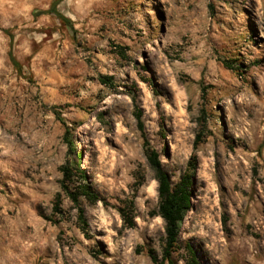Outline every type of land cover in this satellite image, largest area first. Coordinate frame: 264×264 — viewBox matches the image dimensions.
Segmentation results:
<instances>
[{
  "label": "clouds",
  "instance_id": "1",
  "mask_svg": "<svg viewBox=\"0 0 264 264\" xmlns=\"http://www.w3.org/2000/svg\"><path fill=\"white\" fill-rule=\"evenodd\" d=\"M261 53L264 0H0V264H264V68L200 99Z\"/></svg>",
  "mask_w": 264,
  "mask_h": 264
},
{
  "label": "rangeland",
  "instance_id": "2",
  "mask_svg": "<svg viewBox=\"0 0 264 264\" xmlns=\"http://www.w3.org/2000/svg\"><path fill=\"white\" fill-rule=\"evenodd\" d=\"M154 11V10H153ZM254 43V41H253ZM259 51V49H258ZM242 55V54H241ZM241 55H237L235 57H229V59L222 65L219 67V71L223 74L221 76V80L223 81V83L221 84H208L206 87H202L200 89L201 91V96L200 99L207 101V97L209 93H216L217 91H219L221 94L224 93V89L228 87L229 82L235 78L240 80L246 87L247 89L251 92L252 96L256 97L257 100H259V88H260V84L258 81H252L251 77L248 75V72L252 70V68L256 69V70H261L262 68H264V64L261 63V61H264V53H261L259 56L254 57L251 61V68H248L247 71L245 70L247 68V64H241L240 60H241ZM245 61H247V58H244ZM149 83H152L151 81H149ZM154 87V85H153ZM183 92L184 89L183 88H178L177 90V95L178 97L181 98V102L183 103L182 97H183ZM155 94L159 95V90H155ZM247 101V98L242 97L241 98V103H244ZM235 103V102H234ZM220 108V105H217V109ZM185 108H181V113L185 112ZM187 110L190 111V106L187 108ZM223 116V120H222V126L223 123L227 121L228 118V108L225 107L224 108V112L221 114ZM102 118L98 117V119ZM197 139V138H196ZM109 146H113V145H109ZM232 147V146H230ZM74 150L75 147L73 146ZM72 149V145H69V153ZM82 162V161H81ZM245 164V166H247L248 162L244 161L243 162ZM58 170L60 171V167L58 168ZM252 172L255 173V169H252ZM155 224H162L163 220L162 218H157L156 220H154ZM102 253L97 252L96 255L99 256ZM150 255V254H149Z\"/></svg>",
  "mask_w": 264,
  "mask_h": 264
},
{
  "label": "trees",
  "instance_id": "3",
  "mask_svg": "<svg viewBox=\"0 0 264 264\" xmlns=\"http://www.w3.org/2000/svg\"><path fill=\"white\" fill-rule=\"evenodd\" d=\"M140 127L142 130L143 125H141ZM70 134H71L70 132H66L65 137L67 138V136ZM199 139H200V137H197V141H199ZM144 144L145 145L147 144V140H144ZM73 152H75V150L72 146V149H71L69 155H71ZM146 158L152 166L157 168L159 175H160V178H161V181H162V191L167 192L168 186H169V177L165 172L159 171L160 162H159V158H158L157 154L155 152H153L150 156H147ZM78 162H81V157L79 154H77L72 159L71 164L73 167H76L78 165ZM60 171H64L65 173H67L68 169L65 168L63 165H61ZM190 186H191L190 177L188 175H184L182 177L181 183L176 185L175 191L169 194L168 199L166 201V204L163 206V211L169 216V218L175 217V215L178 211V208L182 202L184 204H187L190 202V193L188 192V189L190 188ZM169 241H170V243H169L168 247L170 249L176 241V235L171 230H169ZM189 250L191 251L193 264H198V261L196 259L197 253L194 249L191 248V245H189ZM153 251H154V249H149V254L151 255ZM169 255H170V252L166 250L165 254L162 258L164 261V264H170V261L168 260Z\"/></svg>",
  "mask_w": 264,
  "mask_h": 264
}]
</instances>
